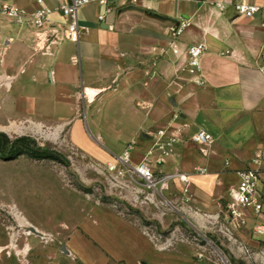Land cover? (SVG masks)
I'll return each mask as SVG.
<instances>
[{"label":"crops","instance_id":"crops-1","mask_svg":"<svg viewBox=\"0 0 264 264\" xmlns=\"http://www.w3.org/2000/svg\"><path fill=\"white\" fill-rule=\"evenodd\" d=\"M69 1L0 0L53 11L43 28L0 11V106L67 130L74 145L112 165L124 154L133 165L147 162L172 175L167 185L187 184L204 209L226 202L241 169L260 172L264 195V0L91 3L77 11V43L63 38L59 9ZM238 2L260 10L236 15ZM195 44L205 51L200 71L190 73ZM201 130L209 142L193 140Z\"/></svg>","mask_w":264,"mask_h":264},{"label":"rangeland","instance_id":"rangeland-1","mask_svg":"<svg viewBox=\"0 0 264 264\" xmlns=\"http://www.w3.org/2000/svg\"><path fill=\"white\" fill-rule=\"evenodd\" d=\"M10 110L0 106V132L47 153L20 144L0 152V264H264V235L251 220L229 226L225 200L207 210L187 184L148 189L129 166L117 160L122 173L111 171L74 145L67 130Z\"/></svg>","mask_w":264,"mask_h":264},{"label":"built area","instance_id":"built-area-1","mask_svg":"<svg viewBox=\"0 0 264 264\" xmlns=\"http://www.w3.org/2000/svg\"><path fill=\"white\" fill-rule=\"evenodd\" d=\"M91 3L106 5L108 4V0H70L68 3L61 5L59 10L66 20L63 38L73 43L79 41L77 11L81 7ZM217 6L223 10L227 5L224 3H217ZM231 7L236 15H244L247 17H253L260 10L259 6L247 2L233 3ZM0 11L19 23L33 25L38 28L45 27L51 21L50 15L53 12L46 7L28 12L15 4H1ZM103 19L104 15H99V20ZM172 50L174 53L178 52L176 45H173ZM204 51L205 45L203 44H195L187 49V67L190 73L200 71L201 59L204 55ZM159 134L164 135V131H160ZM193 140L199 143H207L211 140V135L201 130L193 136ZM157 146L164 153L171 150L168 142L159 141ZM118 161L129 166L128 171L139 177L143 181L145 187L153 191L163 190L172 176L170 174L158 175L145 161H140L133 165L129 163L126 154L120 156ZM109 170H117L118 173H122V171L117 168V165H109ZM237 174L238 183L229 192V198L226 200L221 212H223L225 221L229 226L243 228L246 227L251 220V230L254 235H264V195L259 188L262 178L261 174L258 170L252 168L241 169ZM181 180L187 182V176L181 175Z\"/></svg>","mask_w":264,"mask_h":264},{"label":"trees","instance_id":"trees-1","mask_svg":"<svg viewBox=\"0 0 264 264\" xmlns=\"http://www.w3.org/2000/svg\"><path fill=\"white\" fill-rule=\"evenodd\" d=\"M17 144L22 145L23 148L29 149L30 150L29 153H31L34 156L47 153L46 151L43 150H36V151L32 150L29 138L27 137H21V138H17L16 140H10L9 137L6 135V133L0 132V152L3 154V156L12 155ZM51 157L59 160H61L62 158L61 155H56V156L52 155Z\"/></svg>","mask_w":264,"mask_h":264},{"label":"water","instance_id":"water-1","mask_svg":"<svg viewBox=\"0 0 264 264\" xmlns=\"http://www.w3.org/2000/svg\"><path fill=\"white\" fill-rule=\"evenodd\" d=\"M31 231L37 233V231L33 227H31Z\"/></svg>","mask_w":264,"mask_h":264},{"label":"bare ground","instance_id":"bare-ground-1","mask_svg":"<svg viewBox=\"0 0 264 264\" xmlns=\"http://www.w3.org/2000/svg\"><path fill=\"white\" fill-rule=\"evenodd\" d=\"M89 90V89H88ZM94 92L93 91H89V94L92 95Z\"/></svg>","mask_w":264,"mask_h":264}]
</instances>
